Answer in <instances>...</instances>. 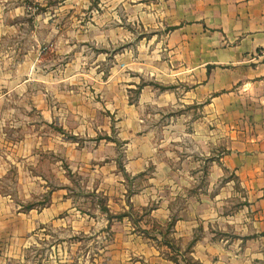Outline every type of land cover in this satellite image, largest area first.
Returning a JSON list of instances; mask_svg holds the SVG:
<instances>
[{
	"label": "crops",
	"instance_id": "0c3cea01",
	"mask_svg": "<svg viewBox=\"0 0 264 264\" xmlns=\"http://www.w3.org/2000/svg\"><path fill=\"white\" fill-rule=\"evenodd\" d=\"M6 2L0 0V5ZM132 3L137 11L132 8L130 20L145 26L151 54L157 52V38H161L164 56L162 60L148 56L146 62L136 64L145 70V80L135 103H126L116 88L111 94L105 92L109 85L101 86L110 104L106 103V111L117 122L114 127L108 126L91 101L59 91L58 100L70 103L63 119L59 110L42 107L38 91L33 93V117L39 119L26 130V115L19 114L10 99L23 97L31 66L17 61L10 71L0 62V148L6 150L0 155V181L13 158L24 165L32 160L35 172L41 174L45 157L56 156L67 168L64 171L48 163L53 179L76 171L92 184L87 190L107 198L109 212L116 213L127 209L121 198L128 178L134 191L129 204L133 209L148 208L150 222L142 221V228L156 224L155 228H163L164 237L169 225L166 238H156L163 239L162 248L173 249L181 257L190 248L189 256L197 264H264V0ZM5 17L10 14L0 13V21ZM10 33V27L0 23V46ZM33 83L42 84L35 70ZM128 83L126 88L132 93L141 79L131 78ZM144 103L171 116V123L162 130L178 134L177 140L158 143L153 127H140ZM52 124L69 137L48 128ZM43 126L50 132L48 139L43 138ZM7 131L30 135L2 141ZM150 166L153 172L145 176L147 184L134 190ZM23 175L19 180L38 179L26 172ZM68 201L66 193L53 191L45 207L23 210L9 195L0 193V264H27L26 250L45 228L60 225L68 229L72 214ZM64 213V223H58ZM128 225L123 219L113 222L111 229ZM217 233L225 236L215 238ZM118 243L113 249L119 256L127 251L139 254L141 246H151L148 239L125 232L119 233ZM144 254L153 253L145 249Z\"/></svg>",
	"mask_w": 264,
	"mask_h": 264
},
{
	"label": "rangeland",
	"instance_id": "374dc122",
	"mask_svg": "<svg viewBox=\"0 0 264 264\" xmlns=\"http://www.w3.org/2000/svg\"><path fill=\"white\" fill-rule=\"evenodd\" d=\"M132 1L8 0L4 5H0V13L10 14V17L0 21L1 27L9 26L11 31L10 34L4 35L1 42L0 47L3 51L0 53V62L7 64L10 71L15 70L17 61L19 64L24 61L31 66L26 74L27 82L23 97L18 101L10 99V104L15 103L14 108L19 110L18 113L26 115L24 119L26 130L32 128L33 121L37 122L39 119L37 116L33 117L35 112L33 93L37 94L38 91L42 93V107H46L47 110H59L62 115L59 117L63 119L68 116L64 111L65 108H69L70 103L58 100L59 91L80 100L83 98L86 103L91 101L102 111L108 126L111 127L117 122L106 111V103L108 107L110 104L101 94L105 91V86L104 88L101 86L109 85L105 92L111 94L116 88L118 90L116 94L124 100L126 98V103H135L136 95L145 80V70L137 69L136 64L146 62L148 56L154 60L155 58L162 60L164 52L160 51L162 50L160 37L157 38L159 47L154 55L151 54V47L147 48V42L151 38L146 35L145 26L137 25L130 20L132 8L134 12L137 11V6L133 5ZM138 49L142 52L140 53ZM144 50H147V53ZM137 58L139 62H136ZM34 70L42 77V84H39V87L33 83ZM135 77L141 79V83L137 89L129 93L126 86L129 85V80ZM119 88L123 90L121 93ZM113 98L115 96H110V99L114 100ZM141 112L140 127L149 129L153 127L158 143L164 144L169 138L177 140L178 134L169 133L167 129L162 130L165 125L171 123V116H166L156 107L145 103ZM44 128L45 126L41 131L45 134L43 138L48 139L50 132ZM48 128L69 137L58 125L52 124ZM6 135L2 141L30 134L20 132L12 134L7 131ZM185 141L189 142L188 136L185 137ZM5 151L0 148V155ZM59 161L56 156L52 158L47 155L43 160L42 172L38 174L34 170L32 160L30 163L26 161L24 165L22 160L13 158L12 166L5 171V179L0 181V193L9 195L13 203L23 210L31 208L39 210L45 207L53 191L58 194L66 193L68 205L72 206L71 218L68 217V229L60 225L45 228V231L36 236V242L26 250L27 264H166L160 259H165L171 264H186L173 249L162 248L160 241L163 239L160 241L156 239L163 235V228L160 226L155 228L157 225L153 223L154 227L149 225V229L142 228V221L150 222L147 218L148 208L131 207L129 197L134 191L130 188L132 182L128 178L123 182L126 193L121 198L127 209L110 213L107 198L88 191L87 188H91L92 184L84 182L76 171L60 174L61 177L58 175L57 180L53 179L54 175L49 174L47 165L54 163L65 171L67 168L65 163ZM23 168L28 169L25 172L29 177L37 176L38 179L19 180L20 176H24ZM152 172L153 167L150 166L144 176L140 177L134 190L147 184L148 178L145 176H151ZM123 219L130 225L122 227L123 229H111L113 222L122 223ZM64 221L65 213L60 215L58 223ZM70 225L73 228H70ZM124 232L139 240L148 239L151 246L140 245L139 254L130 255L127 251L120 256L115 255L116 248L113 247H119V243L116 244L117 237L119 233ZM164 232L167 236L169 225ZM165 235L162 237L166 238ZM224 236L217 233L215 238ZM227 236L229 238L228 234ZM197 237L198 232L193 238ZM188 246L190 247L191 243ZM145 249H149L153 254L151 256L144 254ZM173 259L177 262L175 263Z\"/></svg>",
	"mask_w": 264,
	"mask_h": 264
},
{
	"label": "trees",
	"instance_id": "16d2710c",
	"mask_svg": "<svg viewBox=\"0 0 264 264\" xmlns=\"http://www.w3.org/2000/svg\"><path fill=\"white\" fill-rule=\"evenodd\" d=\"M190 248H188L187 250H185V255L182 256L183 258V261L186 262V264H197V262H195L190 256H189V253H190ZM173 261L176 263L177 260L176 259H173Z\"/></svg>",
	"mask_w": 264,
	"mask_h": 264
}]
</instances>
